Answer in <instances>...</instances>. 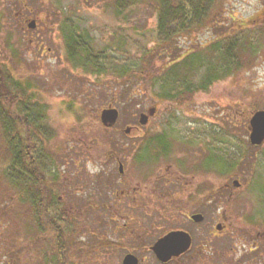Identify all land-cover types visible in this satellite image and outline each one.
Segmentation results:
<instances>
[{"label": "rangeland", "instance_id": "1", "mask_svg": "<svg viewBox=\"0 0 264 264\" xmlns=\"http://www.w3.org/2000/svg\"><path fill=\"white\" fill-rule=\"evenodd\" d=\"M111 1L0 0V70L46 107L41 125L47 128L31 137L32 150L40 156L39 171L54 178L46 188L53 193L52 214L63 216L56 224L64 227V264H121L129 249L139 264H158L143 249L179 226L191 231L193 250L212 253V264L221 255L264 264V249L249 251L264 230V140L251 145L248 128L252 114L264 110V0H211L199 22L190 11V18L167 24L177 33L167 49L181 56L174 64L180 71L188 55H201L206 64L230 55L239 64L181 103L159 87L168 58L154 56L151 68L155 1L133 4L119 16ZM31 20L34 28L27 27ZM70 27L88 38L98 61L106 60L103 72L66 59L63 30ZM110 107L119 113L111 129L99 119ZM150 108L155 113L140 126V113ZM6 135L0 125V264H56V239L51 231L35 239L31 206L9 181ZM164 136L169 151L163 157L155 160L149 147L142 151L148 139ZM151 172L179 179L157 186L161 194L173 192L175 209L151 188ZM133 187L137 193H130ZM194 213L203 220L189 222L186 214ZM9 250L18 256H6Z\"/></svg>", "mask_w": 264, "mask_h": 264}, {"label": "trees", "instance_id": "2", "mask_svg": "<svg viewBox=\"0 0 264 264\" xmlns=\"http://www.w3.org/2000/svg\"><path fill=\"white\" fill-rule=\"evenodd\" d=\"M145 1L148 0H112L111 6L116 15L119 16L131 5ZM154 1L157 9V25L154 31L156 39L152 49H150L153 51L152 57L150 56L151 68L155 67L152 60L154 56L157 58H168L166 63L168 70L161 76L163 85H159V87L162 88L161 92H164L166 98L175 101L180 100L181 103L184 98L190 97L195 91L206 90L213 81L231 75L233 71L238 69L239 64L237 65L229 61L230 55L223 57L224 60L222 59V63L207 64L201 55H188L190 57H185V60L181 61L180 64H183L184 70L180 71L178 65L174 64L178 59L180 60L181 56L179 54L176 55L175 58L169 56L173 48L171 43L172 37L177 33L173 34L174 32L166 30L167 24L170 22L174 23L177 21V18L180 17L181 20L190 18V13H192L190 11L200 15L197 19V22H199V19L204 16L202 13L205 12L204 8L207 4L206 2H211V0ZM197 22L192 23V25L199 24ZM187 24L183 26L185 31L189 30L191 26V23ZM185 31H182V33ZM82 33L83 32H78L75 27L68 28L66 32L63 30L66 59L74 67H79L82 70L92 71L94 73L103 72V67L101 65H104L106 60L98 61L92 54V48L88 43V38L82 36ZM157 37H159V39H157ZM168 47H171V49H167ZM166 50L169 53L167 52V55L162 56ZM234 65L237 67H234ZM159 69L158 66V70ZM126 70L128 71L126 68L123 71ZM129 71L130 74H127V76L130 75L132 78V70ZM162 71H164V69ZM124 77H126V75ZM192 77L193 80H189ZM14 91L19 94L14 95ZM27 92L29 93L28 89L13 82L5 72L0 70V125L7 134L6 142L9 161L7 174L11 186L17 187L18 192L20 190V194L24 197V201L31 206V217L38 229L35 239L37 241L44 240L46 236L44 234L46 233H42L51 231V235L49 236L54 237L58 244V252L53 255L56 257V264H64V258H67L68 254V247H65V241L64 245L62 241L64 227H60L58 223L56 224V220L63 216L52 214L51 205L54 201H52V198L50 199V196H53V193L46 188V183L52 181L54 178L52 176L50 179L49 177L46 178L47 174L43 171H39L38 165L40 156L35 154L32 150L34 144H32L31 137L35 132L39 131L43 133L41 131L47 128L41 125V123L44 122V110L46 111V107L33 101L31 99L32 94H28ZM14 138L17 139L16 142H14ZM160 138L156 137L154 141L157 142ZM210 162H213V158L210 159ZM15 249L17 250L18 247ZM16 250H9L6 256H11L12 258L18 256Z\"/></svg>", "mask_w": 264, "mask_h": 264}, {"label": "flooded vegetation", "instance_id": "3", "mask_svg": "<svg viewBox=\"0 0 264 264\" xmlns=\"http://www.w3.org/2000/svg\"><path fill=\"white\" fill-rule=\"evenodd\" d=\"M113 126L108 127V128L111 129ZM147 141H148L147 144H143L142 151L146 150V148L149 147L150 151H152V153H154L153 158L155 160L163 157V155L166 154L167 151H169V144H168V139L166 138V136L160 138L159 140H157V142H155L154 139H148ZM109 143L112 144V140H110ZM153 143H155V144H153ZM185 145H187V144H185ZM189 146H190V143H189ZM201 151L202 150H200V153H201ZM107 154L110 157L109 159H111L113 155L110 152L107 153ZM205 154H206V151H205ZM204 158H205V156H204ZM204 160L207 161L208 157H206ZM112 161L117 163V165L118 164H122L116 158H114V160H111V162ZM203 166L204 167L205 166H209V164H206V162L205 163L203 162ZM122 168H123V165H122ZM117 170H118V173H120V174H122L124 172L123 169L120 171L119 168H118ZM146 179H148V181L152 180V183L155 182V187H151V188L156 190L155 193L160 194L159 198H163L164 200H166L169 208L173 207L175 209L176 208V200L173 201V195H171L173 192L172 193H164L163 192L161 194L160 191L157 190V186L159 187V185L162 183V181H163L162 179H165V182H164L165 184L163 183V185L175 186L176 182H178L179 179L173 180V179H171V177L168 178L166 176L158 175L157 172H156V174L151 172V175H149ZM154 179H155V181H154ZM136 188L137 187L131 188V190H134V192L131 191L130 193H137ZM139 194H141V192ZM141 202L145 203L142 200V201H138L137 205H139ZM143 203L141 205H143ZM190 216H191V214H186V217H187L188 221L192 223L194 221L190 218ZM129 220H133L131 216H128V221ZM194 223H196V222H194ZM219 225L221 226V230H222L223 226L220 223H219ZM176 230H182V231H185V232H187L189 234V236H190V245H189L188 249H186L184 252H182V253H180V254H178L176 256H172L167 262L159 261L151 247L158 240V238L162 237L163 235H165L166 233H168L170 231H176ZM170 231L166 232L165 234H163L161 236L156 237L154 239V241L152 243H150L146 247V249H143L145 252L152 253V256L156 259L158 264H170V263H173V264H212L211 262H212L213 256H212V253H210L208 250H204V251L202 250L201 252H200V250L199 251L193 250L194 242H193V236H192L190 230H188L186 227H180L179 226V227L174 228L173 230H170ZM253 237H254V240L253 241H251L252 239L250 240V242H252V244L249 247L250 248L249 251H251V250L255 251V250H258V249H264V230H262L261 233L259 232V233L255 234ZM202 246H203V244L200 245V247H202ZM258 252H260V250H258ZM126 254H132L134 257H136L137 264H139L140 259L136 255V251H134L132 249H129L125 253V255ZM214 256L218 259V256H220V255H214ZM259 256L261 257V254H259ZM219 259H221V260H218L219 262L217 264H243V263H245L242 257H238V259L235 260V259H230V257L228 255L225 256L224 258H222V255H221L219 257ZM260 261L261 260L259 259L258 263Z\"/></svg>", "mask_w": 264, "mask_h": 264}, {"label": "water", "instance_id": "4", "mask_svg": "<svg viewBox=\"0 0 264 264\" xmlns=\"http://www.w3.org/2000/svg\"><path fill=\"white\" fill-rule=\"evenodd\" d=\"M29 28L35 26L33 20L27 24ZM154 108L148 109L147 113H140L139 124L145 125L149 116H153ZM118 117V111L115 108H105L100 112V121L105 126H112ZM249 141L252 145H259L264 140V110L255 111L249 120ZM128 128L125 130L128 132ZM119 170H122L121 164ZM234 186H238V181L233 182ZM191 219L195 222H200L203 216L199 213L191 215ZM217 229L221 226L218 224ZM190 245V236L187 232L182 230L170 231L158 238V240L151 247L157 259L161 262H167L172 256H176ZM122 264H137V259L132 254H126L122 258Z\"/></svg>", "mask_w": 264, "mask_h": 264}]
</instances>
